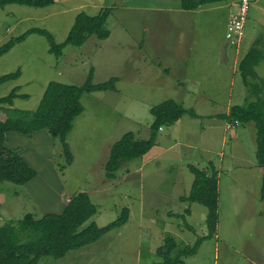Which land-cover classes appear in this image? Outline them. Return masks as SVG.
Masks as SVG:
<instances>
[{
    "label": "rangeland",
    "instance_id": "rangeland-1",
    "mask_svg": "<svg viewBox=\"0 0 264 264\" xmlns=\"http://www.w3.org/2000/svg\"><path fill=\"white\" fill-rule=\"evenodd\" d=\"M249 1L239 46L226 39L236 0L196 11L181 9V0H57L44 7H0V46L32 28L45 30L60 44L77 14L94 16L109 9L106 39L91 35L56 56L48 50L46 35L31 32L0 56V76L20 72L0 84V97L19 87L17 92L27 96L16 97L11 107L21 110H35L50 81L80 86L89 71L96 84L117 78L115 90L81 95L83 111L66 136L70 164L46 129L19 136L34 144L26 147L31 154L25 159L36 175L23 185L0 182V224L26 213H60L64 199L78 192L87 193L97 210L82 227L91 222L105 226L123 208L129 210L120 228L62 257L41 256L37 264H156L161 261L157 248L167 237L178 247L192 245L207 235L206 207L180 197L194 179L190 166L207 169L210 164L218 172L216 233L203 238L186 264H264L263 169L256 159V129L253 122L232 123L228 116L248 96L238 62L254 47L260 56L256 81L264 95V0ZM168 99L187 112L157 131L147 154L123 162L115 177L107 178L111 144L130 131L136 139H147L150 108Z\"/></svg>",
    "mask_w": 264,
    "mask_h": 264
},
{
    "label": "trees",
    "instance_id": "trees-1",
    "mask_svg": "<svg viewBox=\"0 0 264 264\" xmlns=\"http://www.w3.org/2000/svg\"><path fill=\"white\" fill-rule=\"evenodd\" d=\"M57 0H0V7L16 3L34 7H44ZM228 0H181L183 10H196L207 4ZM109 9H102L96 15L89 16L83 12L77 14L66 39L56 44L52 36L42 29L32 28L23 34L11 38L0 46V56L8 52L15 44L22 41L31 32L47 36L49 52L56 56L62 54L66 45L81 46L89 36L106 39L109 30L106 20ZM260 61L256 47L249 49L238 62V71L242 77L248 96L241 106H233L230 110V122L243 124L253 122L256 129V159L263 169L261 199L264 201V95L263 88L256 81L254 67ZM19 71L0 76V84L7 80L17 79ZM117 78L105 82L93 83L92 71H89L86 81L80 85H71L50 81L35 110L12 108L16 97H26L19 94V87H14L7 95L0 97V182H11L23 185L33 179L36 171L20 154L21 149H11L5 146L6 132L14 131L21 134H32L46 129L52 138L58 139L65 155V164L72 161V156L66 142V136L72 128L74 118L83 111L80 97L83 93L93 91L115 90ZM187 110L179 102L168 99L150 108L153 120L150 124V135L147 139H136L133 132L124 133L111 144L108 158L105 162L107 178L115 177L114 173L123 162L140 158L148 153L156 142L157 131L163 125L176 122ZM190 114H195L190 111ZM1 115V113H0ZM194 175L191 188L186 195L180 197L181 202H197L206 207L205 226L207 236L216 233L218 223V172L213 164L207 169L190 166ZM95 205L87 193L78 192L67 202L61 213H46L35 217L26 213L16 222L0 224V264H37L41 256L62 257L70 250L88 245L100 238L106 232L123 226L129 215V210L123 208L120 215L105 226L94 222L82 225L96 213ZM186 213H190L187 208ZM183 216V215H182ZM199 237L184 248L178 247L176 241L167 237L163 245L157 248L161 261L156 264H186L185 259L194 255L201 241Z\"/></svg>",
    "mask_w": 264,
    "mask_h": 264
},
{
    "label": "built area",
    "instance_id": "built-area-1",
    "mask_svg": "<svg viewBox=\"0 0 264 264\" xmlns=\"http://www.w3.org/2000/svg\"><path fill=\"white\" fill-rule=\"evenodd\" d=\"M249 3V0H238L237 11L228 21L226 39H228L231 44L238 45L244 37Z\"/></svg>",
    "mask_w": 264,
    "mask_h": 264
},
{
    "label": "crops",
    "instance_id": "crops-1",
    "mask_svg": "<svg viewBox=\"0 0 264 264\" xmlns=\"http://www.w3.org/2000/svg\"><path fill=\"white\" fill-rule=\"evenodd\" d=\"M237 1V7H238V0H236ZM199 9V8H198ZM197 10V9H196ZM196 10H194V11H196ZM231 18V17H230ZM230 18H228V21H229V19ZM228 21H227V23H226V29H227V24H228ZM242 41V40H241ZM241 41L239 42V44L237 45H235V46H239L240 45V43H241ZM243 57V56H242ZM240 61V60H239ZM34 134V133H33ZM32 134V135H33ZM21 135H27V136H32V135H28V134H21V133H18V132H14V131H10V132H6V134H5V145H7V146H9V147H11V149H15V148H20L21 149V151H20V154L24 157V158H26V159H28V157L29 156H27V154H31V153H29L27 150H25L26 149V147H33V145L34 144H32L31 143V141H29V140H25V141H21L20 140V137L19 136H21ZM26 141H29V143L28 144H26V145H24V147L22 148V147H19V146H21L22 145V143H25ZM13 145V146H12ZM25 159V160H26ZM28 183V182H27ZM26 183V184H27ZM69 199L70 198H66V199H64V202L59 206L60 208H59V210H61V212L64 210V208H65V206H66V204H67V202L69 201ZM60 212V213H61ZM46 214V213H45Z\"/></svg>",
    "mask_w": 264,
    "mask_h": 264
}]
</instances>
